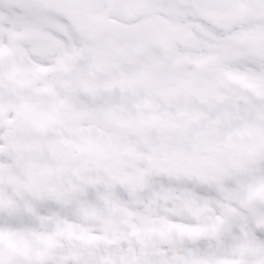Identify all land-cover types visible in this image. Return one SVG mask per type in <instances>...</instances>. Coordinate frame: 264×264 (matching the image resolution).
Wrapping results in <instances>:
<instances>
[{"label": "snow or ice", "instance_id": "snow-or-ice-1", "mask_svg": "<svg viewBox=\"0 0 264 264\" xmlns=\"http://www.w3.org/2000/svg\"><path fill=\"white\" fill-rule=\"evenodd\" d=\"M0 264H264V0H0Z\"/></svg>", "mask_w": 264, "mask_h": 264}]
</instances>
